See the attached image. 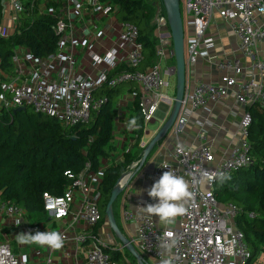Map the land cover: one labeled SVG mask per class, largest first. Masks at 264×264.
<instances>
[{
    "label": "built area",
    "instance_id": "built-area-1",
    "mask_svg": "<svg viewBox=\"0 0 264 264\" xmlns=\"http://www.w3.org/2000/svg\"><path fill=\"white\" fill-rule=\"evenodd\" d=\"M66 6L56 16V32L60 36L55 53L45 57H35L30 52L18 54L14 58L17 76L2 86L0 105L7 111L30 107L34 111L56 118L64 127L87 126L92 117L105 104L106 98H96L95 93L108 81V73L120 65L138 68L144 61V53L139 43V27L129 21L120 23L117 43L108 53L102 54L92 48L86 49L88 65L97 71V75L82 73L78 66L80 50L85 49L82 36L86 31L72 18V11L78 14L84 11L82 0H65ZM5 16L18 23L26 11L24 0H4ZM36 0L29 9H35ZM117 6L102 0L90 1V28H96V18H110L116 15ZM185 55L186 73L190 65L200 59L217 61L211 56L216 41L209 35V29L217 16L235 36L242 54L250 61L249 67H242L239 60L220 62L217 67L224 73L219 84H207L190 81L186 75L185 94L180 113L171 130L174 140L170 153L172 161L157 166L153 172L154 181L165 171H173L184 176L190 183L186 211L181 215L180 224L174 229H160L153 218L140 209L133 212L125 210L123 219L136 224L132 243L144 255L158 261L173 257V264H248L250 249L238 219L246 214L249 220H255L256 214L234 205H220L214 193L220 174L225 179L241 169L254 164L251 154L250 129L253 117L249 108L256 105L264 109V54L260 45L264 43V0H186ZM82 17V16H80ZM157 39L156 62L144 71L125 73L110 83L116 86L122 82H133L138 87L137 97L145 126L154 122L160 113V106L169 108L171 114L175 97L168 94L170 79L176 76V65L163 67L164 62L175 60L174 45L166 14L157 10L154 18ZM9 32L0 28V37H8ZM240 77V79H239ZM233 97L245 107L239 123V143L229 150L226 157L216 161L212 147L204 143L201 147L185 148L179 141L191 115L198 110H207L208 103H220ZM135 130V129H134ZM131 130L129 149L136 135ZM200 138L205 142L206 135ZM140 147L146 148L141 142ZM134 163L131 170L137 169ZM167 165V168L164 166ZM208 171L212 179L203 188L195 183L202 171ZM73 183L63 195L44 194V209L56 222L71 219V224L60 232L64 243H74L76 253L85 252V264H120L105 252L109 244L99 233L102 214L99 207L98 188L103 171L94 172L87 164L79 174H65ZM128 186L125 189V193ZM75 208V209H74ZM25 211L15 202L5 200L0 193V216L13 221L15 227L22 225ZM83 221L87 231L70 236L69 231L76 223ZM52 231V230H50ZM174 241V243H173ZM171 245L170 248L164 247ZM88 246V249L84 247ZM39 252L30 250L29 254L18 256L9 239L0 243V264H53L51 256L43 262H36ZM75 264H82L80 260Z\"/></svg>",
    "mask_w": 264,
    "mask_h": 264
},
{
    "label": "trees",
    "instance_id": "trees-1",
    "mask_svg": "<svg viewBox=\"0 0 264 264\" xmlns=\"http://www.w3.org/2000/svg\"><path fill=\"white\" fill-rule=\"evenodd\" d=\"M3 1L0 0V27L5 17ZM102 1L117 6L116 16L121 22L129 21L139 27L144 61L138 68L120 65L108 73V81L95 93L96 98L105 97L107 102L93 115L90 124L64 127L56 118L30 107L7 111L0 105L1 197L15 202L32 220L49 216L44 209V194L60 196L72 185L73 182L65 176L67 172L79 174L87 164L91 165L92 171L98 172L102 160L117 151L113 137L118 101L126 93H136L138 97L139 91L133 82L112 87L110 83L125 73L144 71L156 62L157 39L153 21L158 9L166 14L162 1L156 0L158 7L154 0ZM26 7L16 32L0 37V93L2 86L17 76L13 61L17 48H26L39 58L55 53L58 48L60 36L56 32V16L44 14L36 8L29 9V3ZM137 97L133 101V117L139 128L134 130V144L123 153L121 163L103 169L98 188L102 214L99 227L107 221L106 208L119 178L129 172L134 163L140 162L143 155L140 144L146 126ZM249 111L253 117L250 142L254 164L216 182L214 193L220 205L234 204L245 213L256 214L255 220H249L246 214L238 219V226L250 249L248 264H256L264 253V109L254 105ZM151 156L152 153L147 161ZM120 198L121 195L113 209ZM115 251L110 246L105 249L114 261L120 262L122 254Z\"/></svg>",
    "mask_w": 264,
    "mask_h": 264
},
{
    "label": "crops",
    "instance_id": "crops-1",
    "mask_svg": "<svg viewBox=\"0 0 264 264\" xmlns=\"http://www.w3.org/2000/svg\"><path fill=\"white\" fill-rule=\"evenodd\" d=\"M33 1L35 0H24L26 4H31ZM82 1L85 3L84 11L81 14H78L75 10L72 11V18L75 23L78 24V26L86 28L84 36L81 37L85 42V49L80 50L79 52L78 66L82 73L97 75V71L92 69L87 63L85 55L86 49L92 48L102 54L108 53L117 43L121 21L116 15L111 16L110 18H96V28H90V26H88V20H90L91 0ZM36 3V10L44 14H50L51 12L57 14L66 6L65 0H36ZM155 5L158 7V4L155 3ZM3 22H6V26H4V24L0 28L6 29L9 32V35L15 33L18 29L19 22L13 23L12 20H10V18H6V16L4 17ZM222 25H224V21L222 18L217 16L215 23L212 24L209 29V35L213 36L216 41L215 47L211 51L210 55L217 56V61L212 62L207 59H200L197 63L190 65L189 71L186 75H188L191 79V82L194 81L207 84L221 83V78L224 73H221L218 69V61L227 62L229 60H239L242 67L250 66V61L240 51L238 42L231 30L228 27L224 30H218V27ZM260 49L264 54V43L260 45ZM16 52L23 55L28 53V50L20 47L16 49ZM174 64L176 65V63ZM121 98H124L125 102L118 101L119 103L116 107V113L120 116L119 118L116 117L113 137V144L115 145L117 151L112 153L110 157L102 160V168H100L101 171L113 164L116 165L121 163L123 153L130 150L128 144L131 140V131L128 129L127 123L130 119L134 118V100L132 94L128 93L124 94ZM207 107V110H198L191 115L184 133L179 136V141L185 148L192 149L199 148L204 143L209 144L215 153L216 161L220 162L226 157L229 150L236 147L239 143V123L245 111V107L238 104L233 97H229L217 104L209 102ZM168 117L169 114L167 115V113L160 111L158 118L154 122L150 123L153 125L158 123L157 128L149 129L148 125L150 124L146 125L145 134L142 139V142H144L146 146L158 134ZM201 133L206 135L205 142L200 138ZM173 143L174 140L171 137V133H169L162 144L157 146L152 152L151 158L147 161V163H145V167L140 170L141 172H137V175L135 174V176L131 179L126 193L123 192V194H121L120 223L118 222L115 210L113 209L115 219L122 234L131 241L135 236L136 224L125 222L123 219L124 212L125 210L136 212L138 209L144 212V206L150 203L154 204L158 202V198L157 200H153L148 195V189H150L155 182L153 179V172L157 166L164 162H171L173 163V166H176L170 157V153L173 149ZM188 200L185 204V208ZM150 216L160 229H174L181 222V216L176 217L175 222L172 224L161 222L156 216ZM70 224L71 219L56 222L53 221L50 216L32 220L25 213L22 216V225L15 227L12 220L0 216V243L9 239L13 245L15 254L18 256L27 255L32 249L37 250L39 252V256L35 260L36 262H43V260L48 258V256H51L53 264H75L78 260H80L82 264H85V252L82 249V252L76 253L77 248L74 243H64L61 249L53 250L47 246L41 247L35 244H21L17 239L18 235L21 233H35L37 230L41 232L50 230L59 231L61 229H65ZM86 231L87 227L81 220L73 226V228L69 231V234L74 238ZM99 233L103 236V238H105L110 248H114L117 252H121L122 259L119 262L120 264H138L137 260L127 250L122 248L121 242L112 232L108 221L99 227ZM84 247L88 249L87 245H84ZM138 252L141 256H143L146 264H162L161 261L144 255L139 250ZM263 256L264 253L260 255L256 264H264Z\"/></svg>",
    "mask_w": 264,
    "mask_h": 264
},
{
    "label": "water",
    "instance_id": "water-1",
    "mask_svg": "<svg viewBox=\"0 0 264 264\" xmlns=\"http://www.w3.org/2000/svg\"><path fill=\"white\" fill-rule=\"evenodd\" d=\"M166 12L169 29L173 39L174 53H175V63H176V97L175 104L171 114L169 115L167 121L158 132V134L153 138V140L146 146L143 151L140 164L135 170H131L125 173L121 178H119L115 188L112 191L110 201L106 208V219L108 224L122 244V248L127 250L138 262V264H146L143 256L138 252L136 247L133 245L132 241L125 237L115 219L113 205L125 191V186H129V182L135 176L137 172L142 170L147 158L155 150L157 146H160L162 142L167 138L171 132L173 125L180 113L182 100L185 94L186 85V55H185V28L182 18L181 11V1L180 0H161ZM4 12L5 5L3 4ZM22 108H18L15 111H19Z\"/></svg>",
    "mask_w": 264,
    "mask_h": 264
},
{
    "label": "clouds",
    "instance_id": "clouds-1",
    "mask_svg": "<svg viewBox=\"0 0 264 264\" xmlns=\"http://www.w3.org/2000/svg\"><path fill=\"white\" fill-rule=\"evenodd\" d=\"M128 129L138 130L139 125L136 118H132L127 123ZM140 162H137L138 167ZM167 168V165L164 166ZM212 179L208 171H202L200 177L195 179V183L203 186ZM225 179L223 174H220V180ZM148 195L157 200L156 203H150L143 207V211L149 215L159 218L161 222L172 224L175 218L185 213V204L193 193L190 191V183L182 175L169 170L163 172L158 180L148 189ZM21 244H35L41 247L47 246L53 250H59L64 245V236L58 231L41 232L37 230L35 233H21L17 237ZM174 243V241H173ZM164 247L170 248L171 245L165 244ZM173 257H169L162 261V264H173Z\"/></svg>",
    "mask_w": 264,
    "mask_h": 264
},
{
    "label": "rangeland",
    "instance_id": "rangeland-1",
    "mask_svg": "<svg viewBox=\"0 0 264 264\" xmlns=\"http://www.w3.org/2000/svg\"><path fill=\"white\" fill-rule=\"evenodd\" d=\"M181 1V11H182V18H183V20H185L186 19V13H185V1L186 0H180ZM154 3H156L157 4V1L156 0H154L153 1ZM5 24V25H4ZM6 26V22H3L2 23V26ZM174 63H175V60L174 61H167V62H164V64H163V67L164 68H166L167 66H172V65H174ZM176 76H173V77H171V79H170V87H169V89H168V94L171 96V97H175V94H176ZM122 99V100H121ZM119 101H123V102H125L124 101V98H121ZM119 103V102H118ZM159 110L161 111V112H163V113H168V110H169V108L168 107H166V106H164V105H161L160 106V108H159ZM119 116L120 115H118V114H116V117L117 118H119ZM122 118H123V116H122ZM121 118V119H122ZM149 126V129H155V128H157V126H158V123L157 124H155V125H153V124H150V125H148ZM126 187L127 186H125V189H126ZM120 201H121V198L119 199V201L116 203V205H115V208H114V210H115V214H116V217H117V220H118V222L120 223V207H121V204H120ZM13 240V239H12ZM264 257V256H263Z\"/></svg>",
    "mask_w": 264,
    "mask_h": 264
}]
</instances>
